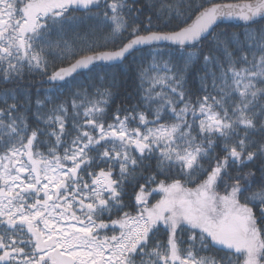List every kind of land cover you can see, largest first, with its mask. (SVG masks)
<instances>
[{
  "label": "snow or ice",
  "instance_id": "snow-or-ice-1",
  "mask_svg": "<svg viewBox=\"0 0 264 264\" xmlns=\"http://www.w3.org/2000/svg\"><path fill=\"white\" fill-rule=\"evenodd\" d=\"M85 18L104 45L69 57ZM257 23L264 0H0V264H264ZM130 57L131 107L77 82ZM35 76L33 108L12 86Z\"/></svg>",
  "mask_w": 264,
  "mask_h": 264
},
{
  "label": "trees",
  "instance_id": "trees-1",
  "mask_svg": "<svg viewBox=\"0 0 264 264\" xmlns=\"http://www.w3.org/2000/svg\"><path fill=\"white\" fill-rule=\"evenodd\" d=\"M246 1L248 0H217V2L220 3H238ZM196 2H200V0H196ZM79 15L80 14L77 13V16ZM194 18L195 17L192 16V19ZM187 22L191 23V19H189ZM257 28L264 29V23L253 26L252 29H249V31H255ZM217 31L240 34L245 31V28L221 26L219 29H217ZM89 33H95V35L90 36ZM106 34L107 33L103 31L102 27L99 32H96V26L94 21H89L87 18H85L82 24L75 25L72 29H69L67 31L66 39L69 42L70 48L66 54L71 57L73 51H75L77 48L84 47L92 40H95L97 44L103 46L104 40L101 39V36ZM241 39H243V37H241ZM112 47L113 45L109 44L106 48H103L102 50H111ZM87 54L91 55L93 53L88 52ZM139 55L140 54H137V60L139 59ZM132 60L133 58L130 57L128 61H125L120 66H114L109 68L96 67L92 73H85L82 76H78L77 82L86 85H90L93 82L98 83L99 81L96 80V76L98 73L101 77H106L104 83H114V87L112 89L113 98L112 102L109 105L110 112H114L118 107H131L136 103L138 99L137 88L139 85V81L136 75V64L132 62ZM68 62L69 61H65L64 66H67ZM192 71L193 73H195L197 69L193 68ZM113 77H115L114 82L112 79ZM188 86L193 90L195 89V87H198V83L194 76L192 79L189 80ZM12 87H19L25 93L30 94L34 108L35 100L37 99V91L41 93L39 98L43 100L45 98L43 94L48 92V90L51 88V85L47 83L46 78L35 76L34 78L29 77L21 81L19 85H15ZM61 99H63V96H61Z\"/></svg>",
  "mask_w": 264,
  "mask_h": 264
},
{
  "label": "water",
  "instance_id": "water-1",
  "mask_svg": "<svg viewBox=\"0 0 264 264\" xmlns=\"http://www.w3.org/2000/svg\"><path fill=\"white\" fill-rule=\"evenodd\" d=\"M248 2V1H247ZM238 3H244V2H238ZM258 24H261V23H257L255 25H258ZM253 25V26H255ZM221 26H230V27H243V22L242 21H238V20H230V21H224ZM99 63V62H98ZM124 62H118L116 63L115 65H107V64H104L102 66H97V67H104V68H109V67H114V66H120L122 65ZM87 73V72H85Z\"/></svg>",
  "mask_w": 264,
  "mask_h": 264
},
{
  "label": "bare ground",
  "instance_id": "bare-ground-1",
  "mask_svg": "<svg viewBox=\"0 0 264 264\" xmlns=\"http://www.w3.org/2000/svg\"><path fill=\"white\" fill-rule=\"evenodd\" d=\"M247 2V1H246Z\"/></svg>",
  "mask_w": 264,
  "mask_h": 264
}]
</instances>
